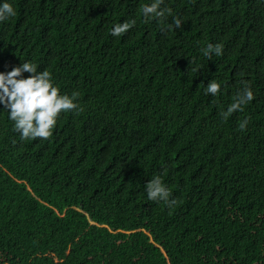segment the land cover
Here are the masks:
<instances>
[{
    "label": "trees",
    "instance_id": "1",
    "mask_svg": "<svg viewBox=\"0 0 264 264\" xmlns=\"http://www.w3.org/2000/svg\"><path fill=\"white\" fill-rule=\"evenodd\" d=\"M9 2L0 72L33 62L78 108L22 141L0 106V264H264V0H165L161 22L151 0ZM157 176L175 204L148 200Z\"/></svg>",
    "mask_w": 264,
    "mask_h": 264
},
{
    "label": "clouds",
    "instance_id": "2",
    "mask_svg": "<svg viewBox=\"0 0 264 264\" xmlns=\"http://www.w3.org/2000/svg\"><path fill=\"white\" fill-rule=\"evenodd\" d=\"M165 0H151L141 6L145 20L161 22L172 16V9L162 7ZM16 10L9 0H0V23L16 16ZM136 21H124L113 25L110 35L120 37L135 26ZM180 28L182 20L173 17L169 29ZM223 44H208L203 49V54L209 58L222 56ZM40 67L33 62H22L11 71L0 72V106L7 111V118L12 122L13 131L19 133L22 141L43 139L47 140L53 135L58 119L62 113H69L78 108V94L63 93L53 79L52 73L39 70ZM25 73L29 75L25 77ZM222 83L211 80L204 89V94L217 97L221 93ZM254 99L250 86H245L234 101L222 112L224 119L232 113L242 110L243 106ZM247 120L239 123V128L244 130ZM147 198L150 201H163L169 206L176 203L170 199L171 193L161 177L157 176L145 185Z\"/></svg>",
    "mask_w": 264,
    "mask_h": 264
}]
</instances>
